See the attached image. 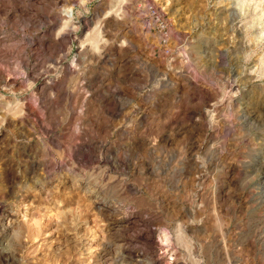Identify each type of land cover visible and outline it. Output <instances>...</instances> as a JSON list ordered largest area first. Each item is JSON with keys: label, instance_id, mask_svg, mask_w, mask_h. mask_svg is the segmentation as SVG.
<instances>
[{"label": "rangeland", "instance_id": "obj_1", "mask_svg": "<svg viewBox=\"0 0 264 264\" xmlns=\"http://www.w3.org/2000/svg\"><path fill=\"white\" fill-rule=\"evenodd\" d=\"M0 264H264V0H0Z\"/></svg>", "mask_w": 264, "mask_h": 264}]
</instances>
